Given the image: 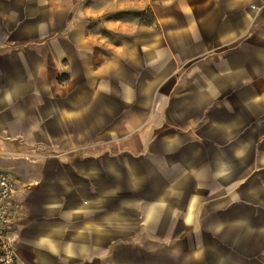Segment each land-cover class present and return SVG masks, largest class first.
<instances>
[{
	"label": "crops",
	"instance_id": "0c3cea01",
	"mask_svg": "<svg viewBox=\"0 0 264 264\" xmlns=\"http://www.w3.org/2000/svg\"><path fill=\"white\" fill-rule=\"evenodd\" d=\"M0 172L21 264H264V0H0Z\"/></svg>",
	"mask_w": 264,
	"mask_h": 264
},
{
	"label": "built area",
	"instance_id": "2783aa9c",
	"mask_svg": "<svg viewBox=\"0 0 264 264\" xmlns=\"http://www.w3.org/2000/svg\"><path fill=\"white\" fill-rule=\"evenodd\" d=\"M16 191L14 181L0 172V264H21L16 248L17 237L10 234L19 209L14 200Z\"/></svg>",
	"mask_w": 264,
	"mask_h": 264
},
{
	"label": "rangeland",
	"instance_id": "374dc122",
	"mask_svg": "<svg viewBox=\"0 0 264 264\" xmlns=\"http://www.w3.org/2000/svg\"><path fill=\"white\" fill-rule=\"evenodd\" d=\"M114 1H118V0H114ZM124 3H132L134 0H122ZM112 13H115V12H112ZM108 14H110V13H108ZM114 14H110V16L108 15V19H113V20H115V19H118V16H113Z\"/></svg>",
	"mask_w": 264,
	"mask_h": 264
}]
</instances>
